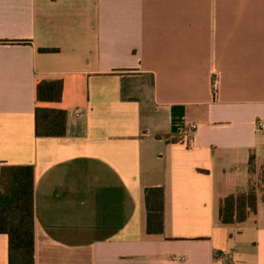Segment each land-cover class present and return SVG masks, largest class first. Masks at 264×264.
<instances>
[{
    "label": "crops",
    "instance_id": "0c3cea01",
    "mask_svg": "<svg viewBox=\"0 0 264 264\" xmlns=\"http://www.w3.org/2000/svg\"><path fill=\"white\" fill-rule=\"evenodd\" d=\"M38 107L67 113L65 136H36ZM259 123L264 0H0V174L34 168L35 264H264L261 197L219 223L264 160Z\"/></svg>",
    "mask_w": 264,
    "mask_h": 264
},
{
    "label": "trees",
    "instance_id": "16d2710c",
    "mask_svg": "<svg viewBox=\"0 0 264 264\" xmlns=\"http://www.w3.org/2000/svg\"><path fill=\"white\" fill-rule=\"evenodd\" d=\"M62 83L45 82L37 87L38 101H60ZM37 137H63L66 134L67 113L64 110L38 107ZM177 141V140H173ZM249 188L244 192L224 196L220 200L219 223L239 225L257 211L264 202V160L254 153L249 161ZM164 190L145 191L147 233L158 235L164 229ZM0 234L9 239V264H35L34 168L8 166L0 174Z\"/></svg>",
    "mask_w": 264,
    "mask_h": 264
},
{
    "label": "built area",
    "instance_id": "2783aa9c",
    "mask_svg": "<svg viewBox=\"0 0 264 264\" xmlns=\"http://www.w3.org/2000/svg\"><path fill=\"white\" fill-rule=\"evenodd\" d=\"M263 124L262 123H259V128L260 129H263ZM194 130H196V126H194V125H192V126H190L189 128H188V131H194Z\"/></svg>",
    "mask_w": 264,
    "mask_h": 264
}]
</instances>
